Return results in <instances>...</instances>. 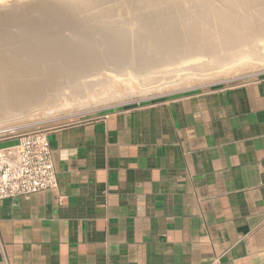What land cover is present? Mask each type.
<instances>
[{
    "label": "crops",
    "instance_id": "crops-1",
    "mask_svg": "<svg viewBox=\"0 0 264 264\" xmlns=\"http://www.w3.org/2000/svg\"><path fill=\"white\" fill-rule=\"evenodd\" d=\"M49 143L58 185L0 202V264H264V74L96 111Z\"/></svg>",
    "mask_w": 264,
    "mask_h": 264
},
{
    "label": "bare ground",
    "instance_id": "bare-ground-1",
    "mask_svg": "<svg viewBox=\"0 0 264 264\" xmlns=\"http://www.w3.org/2000/svg\"><path fill=\"white\" fill-rule=\"evenodd\" d=\"M18 3L47 10L61 6L63 12L74 15L81 12V27L102 34L104 42L109 40L102 48L130 43L127 50L133 56L129 62H111L113 68L91 59H63L54 49L49 54L41 46L39 55L34 49L27 61L0 58V123L31 118L37 112L82 110L103 103L101 96L109 95L119 83L126 92L140 95L151 89L137 88V81L160 89L177 77L190 80L219 70L229 72L245 61L264 68V0H0V12L11 7L13 11ZM155 5L170 8L174 33L169 26L159 28V22L136 17ZM184 13L190 16L189 22L184 21ZM6 130L12 128L0 126V131Z\"/></svg>",
    "mask_w": 264,
    "mask_h": 264
},
{
    "label": "rangeland",
    "instance_id": "rangeland-1",
    "mask_svg": "<svg viewBox=\"0 0 264 264\" xmlns=\"http://www.w3.org/2000/svg\"><path fill=\"white\" fill-rule=\"evenodd\" d=\"M18 4H15L13 6V9H15L13 11L12 10L10 11L12 7L8 8L9 5L8 7L6 6L8 8V10L5 9V11H7L6 13H4L5 12L4 10L3 12L1 11L4 14L0 15V49H1L0 58H3V59L9 58V59L27 61L28 59H30V57L33 54L38 53L39 55L40 53L38 52L39 49H41V47L42 48L44 47L43 49L45 50L49 49L47 50L49 54H50L49 51H53L54 49V52L56 51L55 53L57 54L60 53L59 55L60 56L62 55L63 59L64 58L67 59L72 56H73L72 59L73 58H76V59L85 58L86 60L91 59L95 63L99 61L97 62L99 63V65L105 64L106 66L107 64L111 68H113V63L111 62H114V63L115 61L116 63L129 62L128 60L130 59V56H133V54H130L131 50L129 52L127 50V46H129L130 43L123 42V43H120V45H118L117 47L116 45H114L115 47L110 46L108 48L107 47L102 48L101 45L108 44L106 42H108L109 40L104 42V39L106 38H104L102 34L99 33L96 35V33L93 34V32H90L89 30L82 28L81 27L82 22L80 19H82L84 14H81V12L74 15L66 10L65 12H63L61 6L56 7V8L49 6L47 10V7L38 6L36 4H35V7H32V8L26 7L25 4L24 5L23 4L18 5ZM138 7L140 8V10H144L143 4H140ZM25 8H27V10ZM151 9H149V11H144L143 13L141 12L142 16L138 13L136 17L137 18H141V17L148 18L150 19V21L152 20V21L159 22L158 23L159 28L169 26V29L172 30L173 33H174V30L176 31V28H173L174 25L169 23V21L172 20V17L174 16V14H172L171 11L169 10L170 9L169 7L166 10L160 5H155L151 7ZM45 11L46 12L48 11V12L46 13ZM167 13L170 15H168ZM183 15H186V17H184V21L189 22L190 16L189 15L187 16V14L185 13ZM180 18H183V17L181 16ZM141 23H143V21ZM165 29L167 30V28ZM65 49L69 50L67 53L68 55L65 53L66 51ZM33 50L34 52L35 51L36 52L34 53ZM125 53L126 55H124ZM142 56L146 57L143 54ZM26 57L28 59H26ZM116 57L118 58L116 59ZM120 57H122V59L124 60L121 61L122 59ZM125 59L127 61H125ZM15 60H11L12 63ZM228 71L229 72L224 71V70H219V73L211 74V75L207 74V75H204L203 77L195 76V78H191L190 80L183 79L184 76L177 77L171 83H166L162 85L160 89H154V88H151V86L143 87L141 83L137 81L136 83L137 88L140 87V88L151 89L150 92H147V93L142 92L140 93V95L130 94V91L126 92L124 90V86H122V84L119 83L117 88H112L111 90L112 92L110 91L109 95L107 94L105 96L104 95L101 96L103 97V100H106L105 102L99 103L93 106H89L82 110L77 109V110H72V111L70 110L66 112L51 111L52 113L50 111H47L48 113L47 112L46 113L37 112V114H35L34 117H31V118H23V119L20 118V119H14V120L1 121L0 124L2 125L0 126H3L5 128L8 127V129L12 128V130L0 131V137L3 138V136L13 134L10 132L13 130H16V133H19V132L25 131L33 127H43V128L51 130L63 123L76 120V119H80V118H84V117H88L89 115H93V113H95L96 111H102V110L119 107L125 103L139 101L142 99L160 97V96L161 97L162 96L175 97V96L183 95L189 92H193L194 90H197L199 88H204L209 85L221 84V83H226L229 81H236V80H242V79H250L258 75L264 74V68L252 67L251 62H246V61L237 66H234L232 69H228ZM106 72H109V71H106ZM126 93H129V94H126ZM14 127L15 129H13Z\"/></svg>",
    "mask_w": 264,
    "mask_h": 264
},
{
    "label": "built area",
    "instance_id": "built-area-1",
    "mask_svg": "<svg viewBox=\"0 0 264 264\" xmlns=\"http://www.w3.org/2000/svg\"><path fill=\"white\" fill-rule=\"evenodd\" d=\"M16 142L0 146V202L58 185L49 143V129L33 127L16 133Z\"/></svg>",
    "mask_w": 264,
    "mask_h": 264
},
{
    "label": "water",
    "instance_id": "water-1",
    "mask_svg": "<svg viewBox=\"0 0 264 264\" xmlns=\"http://www.w3.org/2000/svg\"><path fill=\"white\" fill-rule=\"evenodd\" d=\"M144 87V86H143ZM54 111V110H53ZM57 111H60V110H57ZM51 112V111H50Z\"/></svg>",
    "mask_w": 264,
    "mask_h": 264
}]
</instances>
